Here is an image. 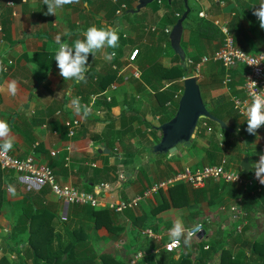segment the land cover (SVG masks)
I'll use <instances>...</instances> for the list:
<instances>
[{
	"label": "crops",
	"instance_id": "0c3cea01",
	"mask_svg": "<svg viewBox=\"0 0 264 264\" xmlns=\"http://www.w3.org/2000/svg\"><path fill=\"white\" fill-rule=\"evenodd\" d=\"M120 2L134 9L139 4V0H78L57 9L56 15H49L44 0H0V61L7 69L0 71V119L7 120L11 128L13 140V148L9 151L11 154L21 158L31 155L39 163H48L62 184H71L82 191L94 192L99 197L107 198L111 197L110 194L98 189L102 183H107L113 188L111 193L113 198L131 199L154 182L170 177L179 170L197 163L198 160L202 161L205 155L204 147L207 144L204 147L202 144L196 147L191 145L188 150L184 149L191 143L180 146L178 152L167 158L162 154H155L148 147L158 136L161 138L162 133L161 131L150 133L148 123L156 127L161 124L159 120L162 108L153 92L144 87L143 80L141 78L117 80L103 91L96 87V76L108 72L110 66L112 67V61L124 69H131L128 58L135 48L140 49V53L133 67L138 68L141 73L153 64L155 57L160 58L154 55L156 51L162 55L163 60L169 59L165 66L172 62V54L167 51V40L163 38L166 35L163 29L169 28L168 33L171 34L174 26L169 20L172 12L163 5L162 0H158L155 7L141 12L145 16L141 25L139 21L138 24L132 23L129 16L123 17L122 21H114ZM261 3H264V0H188L191 9L189 16L195 22L209 19L217 28L219 24L228 25L239 47L249 53H260L264 50V29L260 27L259 20L253 13ZM202 12L207 17L201 16ZM93 25L114 27L119 30V36L123 33V37L120 36L115 49L105 46L95 55H89L86 82L64 80L59 74L55 60L57 50L55 37L59 34L62 40L71 44L76 39L83 38L82 33ZM65 33L69 35H64ZM199 35V31L191 27L185 29L183 26L181 41L184 43L187 58L194 60L199 57L200 62L207 56L206 54L213 57L221 47L222 41L212 39L199 41ZM126 39L131 46L128 51L124 44ZM150 48L153 50H150L147 63L141 64L146 51ZM107 56H112V59H106ZM192 69L194 70L193 67ZM201 69L203 72L199 77L200 81L201 79L207 81L213 73H218L224 78L225 70L221 62L211 59L201 66ZM233 77L235 91L232 84L231 90H228L221 82L219 89L210 88L212 102L222 97L231 100L232 96L244 95V68L242 66L236 68ZM13 80L18 86L14 96L7 90L8 83ZM113 84L117 85V89L111 87ZM92 95H95L96 99L92 98ZM108 95L112 97L110 101L105 99ZM72 98H79L81 105H88L91 109L90 114L84 117L82 113L77 114L74 108H70L68 104ZM73 119H79L81 126L76 136L69 138L66 122ZM237 121L244 123L242 118H238ZM0 143L3 141L0 140ZM254 144L258 147L259 136H256ZM69 145L72 147L70 153L66 150ZM104 148L106 152L103 151ZM53 150L61 151L58 155L52 156ZM141 151L143 153L140 157ZM68 154L69 161L66 160ZM141 168L144 172L140 171ZM4 172L7 198L5 202L9 200L10 205L14 204V207L19 208L26 197L33 195L38 198L40 190L43 189L45 194H41L40 197L44 203L50 204L57 215L56 219L60 217L58 220L62 222L61 216L67 215L68 221H72V218L75 220L72 223L73 228L83 227L87 232H94V222L86 208L79 210L68 205L58 199L49 186L27 181L23 175L15 171ZM229 196L232 197L229 189L221 193L225 201L229 200ZM156 198L143 201L136 210L117 214L119 223L122 222L125 228L122 238L118 241L113 240L109 238V232H105L100 235L101 239L92 238L95 247L100 252L112 249L118 257L126 260L129 258H126L128 253L124 251L126 248L124 246L130 244L141 246L142 243L143 248L146 247L138 235V231L146 225L158 230L167 228L171 230L179 221L186 229L207 218L205 213H209L213 218L225 210L222 205V210L218 206L217 210L210 211L207 202H204L201 205L203 214L196 220L189 210L184 212L182 209L171 208L156 218L133 221L132 214L149 213L151 217L150 208L156 202ZM6 213L3 218L9 220ZM217 219L214 217L213 221L216 222V227L220 228ZM57 228L62 232L64 230L62 225H58ZM132 228H135L134 233ZM154 232L162 237V240L157 239L160 244L164 243V237L169 236ZM207 232L213 234L212 230H206ZM103 237L106 239H102ZM205 237L207 239L208 235ZM169 239L171 240L170 236Z\"/></svg>",
	"mask_w": 264,
	"mask_h": 264
},
{
	"label": "trees",
	"instance_id": "16d2710c",
	"mask_svg": "<svg viewBox=\"0 0 264 264\" xmlns=\"http://www.w3.org/2000/svg\"><path fill=\"white\" fill-rule=\"evenodd\" d=\"M156 1L158 0L153 2ZM162 3L172 12V17H170L169 20L173 25L178 22L187 10L184 0H162ZM130 13V11H126L127 16L130 15ZM183 26L185 29L191 27L194 30L199 31V41L203 39L222 41V33L220 29L209 19H201L198 22H195L191 20L188 15L183 22ZM166 35L168 44L167 48L172 54L171 65L165 66L158 57H155L153 64L148 69L144 70L142 72L143 74L141 73L144 87L150 92H153L157 102L162 108L161 112L163 116L161 118V123L167 122L175 116L180 96L184 89L183 79L190 75V67L195 68V64L200 60L199 57H196L194 59V64H189L188 60L190 59L187 58L183 41H181L180 46L175 50L172 45V40L169 39L171 38L170 33L166 32ZM121 37H123V33L121 34ZM151 49L152 48H150L149 51ZM173 57L175 60H173ZM96 77L95 85L101 91L105 90L112 82L123 80L118 72L111 66L108 72L105 74H99ZM178 93H180V96L176 97L179 95ZM168 102H170V104H168ZM205 104L209 111L216 117L225 121L230 129H223L220 124L214 120L208 118L200 119L202 125L203 122L204 124L206 123V125H203V130L201 131L200 127L198 132V136L201 134V137L205 138L207 143V146L204 147L205 155L202 160L203 166L219 164L224 160H226L228 165L231 166L230 150H226V148L230 147L242 148V157H244L245 154H248L249 160L252 164L253 161H255V158H253L250 148L255 145V138L256 136H259V132L257 131L256 134H249L246 130L247 121H244L243 124L237 121L239 116L232 100L222 97L213 100L212 103L205 100ZM170 110H172V113ZM148 127L151 130L150 133L160 132V129L152 124L148 123ZM219 134L220 136H223L222 138L226 136L227 139H223L222 142ZM238 137L240 138L239 146H237L238 143L233 142V140L235 138L238 139ZM160 139V136H158L156 141H153L149 145L148 149L154 152L153 146L158 143ZM191 145L196 147L198 145L197 140L193 139ZM231 156L234 155L231 154ZM242 157L239 160L238 167L235 168L233 164L232 167L244 174L245 172L242 171L240 166L243 159ZM140 171L144 172V169L141 168ZM4 174V170L0 167V210L5 200H7L5 196V188L3 186ZM226 189H229L230 192L233 191L234 194L237 193L236 198L229 196V201L233 204L232 206H239L240 212H242V214L240 213L241 218L236 219L234 217L232 206L228 204L229 201L226 202L221 197V193H224ZM257 192L258 191L251 193L250 191H244L234 183L220 180H208L206 185L202 188H195L189 183L178 182L170 186L167 190H161L155 196L157 197L156 202L153 203L150 208V212L152 213L151 217L149 213H143L142 215L132 214L133 221H137L141 218L144 220L147 218L148 220L156 218L159 214L171 208L182 209L184 212L189 210L193 213L196 220L203 214L201 207L202 203L207 202L208 207L213 210L219 206L218 203L223 202L228 217L232 218L234 221L232 222V231L230 230L224 239L217 237L216 233L210 235L207 232V239L204 236L196 242L198 245L196 250H185V252H183L178 258H175L173 253L164 249H162V255L159 256L146 255L144 253V258L137 264H264V237L248 240L244 239L241 235L243 229L247 231L250 228L249 223L252 221L254 214L257 213L260 206L259 203L262 201L264 202V187H262L259 193ZM41 194H45L43 189L40 190L38 198L33 195L26 197L25 201L22 202L23 204L19 206V214H16V220L11 229V232L15 234V237L21 236V238L18 239L21 249H25L27 254L32 255L31 264H131L132 258L124 260L123 258L118 257L112 249L100 252L92 241V238L93 240L101 239L100 235L105 232H109V238L117 241L120 240L125 229L122 222L119 223L116 216L120 213H115L109 208L99 209L90 206L74 205L79 210L86 208V211L93 219L94 232H87L83 227H72V223L75 221L73 220L74 218H72V221L65 220L62 222L58 220L60 217L56 219V213L52 210L50 204L43 202V198L40 197ZM258 195L260 197L259 200ZM221 198L222 201L219 202ZM239 198L241 200H239ZM234 199L237 200L235 201ZM256 200L258 202H256ZM138 208L139 206L135 209L129 208L124 212L127 213L130 210L132 211ZM205 215L208 217L199 223L203 225L205 230L209 231L212 229L209 227L210 225L213 227L217 224L209 218V213H205ZM58 225H62L64 229L63 232L59 231L57 228ZM149 226L150 225H146V227ZM239 226H242L241 231L239 230ZM151 228L153 227L151 226ZM132 231L134 233L135 228H132ZM139 231L138 235L145 243L144 246H146L150 240L154 239L143 234L142 229ZM214 232L218 233V229ZM102 239L106 238L103 237ZM237 244L249 248V255L239 254ZM130 245L136 246V252H134V254L137 253L138 250L144 249L142 243L140 244L141 246H137V244ZM24 258L25 257H21V263L28 264L25 262ZM5 261H7L5 258H1L0 264H14Z\"/></svg>",
	"mask_w": 264,
	"mask_h": 264
},
{
	"label": "built area",
	"instance_id": "2783aa9c",
	"mask_svg": "<svg viewBox=\"0 0 264 264\" xmlns=\"http://www.w3.org/2000/svg\"><path fill=\"white\" fill-rule=\"evenodd\" d=\"M13 4V3H12ZM122 6H126L123 4ZM117 12L122 13L120 9ZM201 16L207 17L203 12L200 13ZM218 24V23H217ZM219 29L222 33V43L219 50L215 55L210 58L204 56L200 62L195 64V68L192 75L201 76V66L211 59L221 62L225 70L223 85L231 90V84L233 82V71L242 66L245 72L244 79V95L243 96H232L231 100L234 103L235 109L238 112L239 118L246 121V115L244 114L245 109L251 102V97L254 94L264 92V50L260 53H249L239 47L232 35V32L228 25L219 24ZM165 32H170L169 28L164 29ZM140 49L135 48L129 58L128 65L131 69H124L118 64H114L113 67L119 71L121 76L125 81H129L131 78H140L141 71L138 68H134L133 64L138 59ZM115 53H113V56ZM189 64H194V60H188ZM128 70V71H127ZM186 78V77H185ZM113 89H117V85H111ZM92 98L96 99L95 95ZM106 99L110 101L112 97L110 95L106 96ZM206 125V123H205ZM81 126L79 119H73L66 122L67 135L69 138L76 136L78 128ZM259 132V144H258V154L255 158L257 161L260 155L264 154V126L257 130ZM1 144V143H0ZM66 150L70 153L72 147L69 145ZM61 150H53L51 152L52 156L58 155ZM70 154L66 156V160L69 161ZM0 167L5 171H15L18 174L23 175L27 181H33L40 186H49L51 192L60 200L64 201L70 206H90L93 208H109L115 213H123L127 209H135L143 201L154 198L161 190H167L170 186L178 183L185 182L189 183L195 188H202L206 185L208 180L214 181H225L229 183H234L239 188L244 191H250L254 193L255 191H260L264 184H261L255 176V171L252 168L248 173H241L232 166L228 165V162L224 160L222 163L215 165H206L202 168H190L186 167L181 171L176 172L170 177L163 178L154 182L152 185L145 188L142 192L138 193L131 199H115L111 193L113 188L107 184L102 183L98 189L99 191L108 192L111 197L102 196L99 197L98 194L94 192L82 191L74 185L62 184L57 180L54 169L48 163H39L33 156L29 155L24 158L18 157L16 155L8 152H3L0 150ZM232 212L236 219L241 218L239 206H232ZM241 213V214H240ZM67 215H62L61 220H67ZM239 230H242V226H239ZM191 232L192 239L194 241H199L201 239L200 233H203V237L206 235L205 228L201 223H197L192 227L185 229V235L180 238V242L177 246L171 247L172 240H169L162 244L161 248L153 250L152 253H158L161 249H164L170 253H173L177 258L185 252V245L183 237H186L187 233ZM143 234L148 235L154 239H162L151 229H144ZM208 247V246H206ZM145 256L143 251H138L135 254L134 259L131 264H137Z\"/></svg>",
	"mask_w": 264,
	"mask_h": 264
},
{
	"label": "clouds",
	"instance_id": "9594fccd",
	"mask_svg": "<svg viewBox=\"0 0 264 264\" xmlns=\"http://www.w3.org/2000/svg\"><path fill=\"white\" fill-rule=\"evenodd\" d=\"M76 2H78V0H44V4L47 5V14L49 15H56L57 9ZM259 5V8L255 9L253 14L258 18L260 27L264 29V3ZM64 35H69V33H65ZM82 37L83 38L76 39L71 44L62 40L59 34L55 37V46L57 48L55 60L59 69V74L64 80H73L76 83L86 82V73L89 68V55H95L97 51L102 50L105 46L116 48L120 39L119 31L116 28L110 26L98 27L96 25L90 26L87 31L83 32ZM106 59L111 60L112 56H107ZM111 63L112 68L116 70L113 65L117 63L114 61ZM6 70L7 69L3 66V62L0 61V71ZM116 71L123 79L119 71ZM189 76H192V73ZM17 87V82L13 80L8 83L7 90L14 96L17 93ZM178 94L179 95L176 97L180 96V93ZM168 104H170V102H168ZM68 106L74 108L77 114L82 113L84 117L88 116L91 112L88 105H81L79 98L70 99ZM244 114L246 115L247 132L249 134H256L257 130L264 126V92L252 95L251 102L245 109ZM0 140L3 141V143L0 144V150L3 152H8L13 148L11 128L8 121L5 119H0ZM251 167L254 169L255 176L259 182L264 184V154L260 155L259 159L252 163ZM169 235L173 242L170 248L177 246L180 242V238L185 235L183 224L177 221L170 230ZM192 235L191 232L187 233L184 238L185 245H190Z\"/></svg>",
	"mask_w": 264,
	"mask_h": 264
},
{
	"label": "rangeland",
	"instance_id": "374dc122",
	"mask_svg": "<svg viewBox=\"0 0 264 264\" xmlns=\"http://www.w3.org/2000/svg\"><path fill=\"white\" fill-rule=\"evenodd\" d=\"M156 3H157V1L149 4L146 8H143V9H141V11L135 12V13L133 12L134 8H132V7L130 8V6H122L121 3H118V6L117 7L122 11V13L119 14V12H115V15L114 16L116 17V20H114V21H118V20L119 21H122V20H124L123 17H126L127 16L126 15V11H130L131 13H130V15H128L129 16V20L132 23H134V24H138V21H139V23L141 25L142 22H144V17H145V16H143V14H141V12H144L145 9L151 8L152 6L155 7V4ZM126 20L128 21L127 18H126ZM161 27L159 28L160 30L162 29ZM121 29H122V27H121ZM121 34H120V36H121ZM163 38H165V40H167V35L163 36ZM169 39H171V38H169ZM127 41H128L127 39L124 41V44H126V47H125L126 48V51H128L130 49V47H131V46L128 45V42ZM113 49H115V48H113ZM167 51H169V50H167ZM208 53H210V52H208ZM112 55H113V53H112ZM154 55H156V56L158 55L160 57L159 59L162 60V63L163 64H168L169 59L164 58V60H163L162 55L161 54H158L157 51L155 52ZM206 55L209 56V57H212L211 55H208V54H206ZM144 56H145V58L141 61V64H143L145 62L147 63L148 58L150 56L149 49L146 51V53H145ZM151 60H153V59H151ZM171 63L169 65H171ZM192 71H193V69L190 68L189 74H191ZM202 72L203 71L201 69V74H202ZM222 77L220 75H218V73H213L212 74V77L209 78V79H207V81L201 79V82H200L201 83V91H202L203 98L205 100L207 99L206 101L212 103L210 88L211 89H215V90L216 89H219V87H220L219 85H221V82H222V86H223V80H222L223 78ZM234 84L235 83H233L232 86H233V90L235 91V88L236 87H234L235 86ZM215 97L218 98L219 96H215ZM170 112L172 113V110H170ZM162 116H161V118H162ZM159 121L161 122L162 120L160 119ZM199 124H200L201 131H202L203 128H204L203 125H205V124L203 122V125H202L201 120L199 121ZM199 130H200V128H199ZM219 136H220V134H219ZM28 137H31V135H28ZM222 137L223 136H220V138H221L220 140L222 142H223V139H227L226 136L224 138H222ZM195 139L197 140L198 145H201L202 144V146L204 147V145L207 144L206 141H205V138H202L201 137V134H199V136H198V133H197V136H196ZM145 142H146V140H145ZM233 142L238 143L237 146H239L240 145L239 144L240 138L239 137H238V139L235 138L233 140ZM189 147H191V144L187 147V149H184V150H188ZM250 149L252 151L253 158H256V156L258 154V147L256 146V144L252 148H250ZM226 150H230L231 166L233 164V166L235 168L238 167L239 160L241 159L242 154H243L242 153V148H240V147H230V148H226ZM142 153H143V151L140 152V154H139L140 157H141ZM231 154L234 155V156H231ZM162 156L165 157V158H167V157H172V154H162ZM142 158L144 159L145 157H142ZM174 158H176V156H174ZM189 167L190 168H199L200 169V168L203 167V162L200 161V160H198L197 163H195V164H193V165H191ZM181 170H183V169H181ZM181 170H179V171H181ZM4 184H5V180H4ZM7 186H8V184H7ZM232 192H231V196L233 198H236L237 193L234 194V192H233V194H232ZM257 193H259V191ZM259 198L260 197L258 195V200H259ZM229 200H230V198H229ZM239 200H241V199L239 198ZM220 201H222V198L219 200V202ZM228 201H226V202H228ZM9 202H10L9 200L6 201V202H4L3 205H2V207H1V210H0V260H1V258H5L7 260L5 262H12L14 264H22L20 259H21V257H25L24 258L25 259V262L28 263V264H31V262H32V255L27 254L25 249H23V250L21 249V245H20V242L18 240V239L21 238V236L15 237V234L11 232L12 231L11 229L13 227V224L15 223V220H16V214H19V210L20 209L17 208V207H14V204L13 205H10ZM256 202H258V201L256 200ZM228 204H230L231 206L233 205L231 203V201H229ZM259 204H260V206L258 208L257 213L254 214L252 221L249 223L250 228L247 231H245L243 229V231L241 233V235H242V237L244 239L253 240V239H260L261 237H264V202L262 201ZM218 205L220 207V210H222L221 209V206L223 204H221V202H220V203H218ZM223 207H225V206H223ZM213 210H217V209H213ZM6 211H9V212L6 213ZM210 211H211V209H210ZM223 211L224 212H221L218 217H217V215L214 216L215 218H218L217 220L219 221L220 228H218L216 226L215 227H212L211 225L209 226V227L212 228L211 230L213 231V233H216V236L217 237H221L222 239H224V237L227 236V233L232 228V222H234L232 218L228 217V215H227L228 213H227L226 208ZM5 213L8 214L9 220L4 219L5 218ZM3 216H4V218H3ZM214 217L213 218L212 217H209V218L213 221ZM17 220H18V217H17ZM66 222H68V221H66ZM77 225L78 224H74V226H77ZM88 225H89V227H91L89 223H88ZM8 226H10V227L8 228ZM86 227H88V226L86 225ZM144 229L145 230L146 229H153L156 232L158 231L157 233H163L164 235H167V236L169 235V232H170V230H168L169 228L164 229V230H158V229H155V228H151L149 226V227H145ZM216 229H218V233L217 232H214ZM169 236L168 237H164L165 239L163 238L164 243L170 240L169 239ZM184 238L185 237H183V241H184ZM160 240H162V239H160ZM196 242L197 241L193 242L191 240L190 245H185V243H184L185 250L186 251H188V250H193V251L196 250V247L198 246ZM162 244H160L159 240H154L153 239V240H150V242L146 245V247H144L143 250H138V251H143L146 255H157V256H159V255H162V253H163V250L162 249L160 250V252L158 254H152V251L153 250H156L158 248H161ZM124 247H126L124 251L126 253H128L126 258H132V260H133L134 257H135V254H136V253L134 254V252H136V246L129 245V246H124ZM248 249L249 248L244 247L243 245H240V244L238 245V252H239V254L249 255V252L250 251ZM138 251H137V253H138ZM119 253H121V252H119ZM124 258H125V256H124Z\"/></svg>",
	"mask_w": 264,
	"mask_h": 264
},
{
	"label": "water",
	"instance_id": "95a60500",
	"mask_svg": "<svg viewBox=\"0 0 264 264\" xmlns=\"http://www.w3.org/2000/svg\"><path fill=\"white\" fill-rule=\"evenodd\" d=\"M155 0H139V4L133 12H139L142 8ZM171 1V0H169ZM187 10L184 12L178 22L172 26L171 40L172 45L177 50L183 33V22L189 15L191 9L188 0H184ZM199 76L192 75L184 79V90L179 100V105L175 116L159 126L162 133L161 140L153 146V151L158 154H175L180 146H187L196 138L199 131V121L202 118H208L216 121L223 129H230L229 125L222 119L213 115L205 104L202 95ZM102 151V150H101ZM106 152V148L104 150ZM251 162L249 155L245 154L240 166L243 172L251 171ZM203 233H200L202 238Z\"/></svg>",
	"mask_w": 264,
	"mask_h": 264
}]
</instances>
